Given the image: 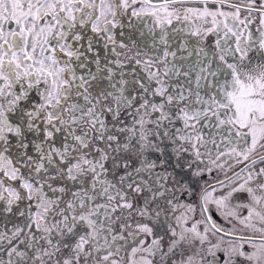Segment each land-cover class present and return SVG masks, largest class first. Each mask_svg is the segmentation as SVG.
Instances as JSON below:
<instances>
[{
	"label": "snow or ice",
	"instance_id": "1",
	"mask_svg": "<svg viewBox=\"0 0 264 264\" xmlns=\"http://www.w3.org/2000/svg\"><path fill=\"white\" fill-rule=\"evenodd\" d=\"M0 264H264V0H0Z\"/></svg>",
	"mask_w": 264,
	"mask_h": 264
}]
</instances>
